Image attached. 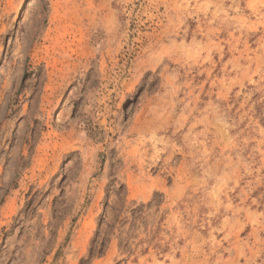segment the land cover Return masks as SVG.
<instances>
[{
	"label": "rangeland",
	"instance_id": "374dc122",
	"mask_svg": "<svg viewBox=\"0 0 264 264\" xmlns=\"http://www.w3.org/2000/svg\"><path fill=\"white\" fill-rule=\"evenodd\" d=\"M0 264H264V0H0Z\"/></svg>",
	"mask_w": 264,
	"mask_h": 264
}]
</instances>
